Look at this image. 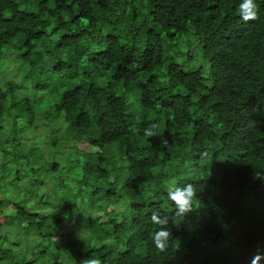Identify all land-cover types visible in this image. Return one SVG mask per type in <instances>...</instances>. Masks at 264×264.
Returning <instances> with one entry per match:
<instances>
[{
  "label": "trees",
  "instance_id": "1",
  "mask_svg": "<svg viewBox=\"0 0 264 264\" xmlns=\"http://www.w3.org/2000/svg\"><path fill=\"white\" fill-rule=\"evenodd\" d=\"M241 2L0 0V264L264 258V0Z\"/></svg>",
  "mask_w": 264,
  "mask_h": 264
},
{
  "label": "clouds",
  "instance_id": "2",
  "mask_svg": "<svg viewBox=\"0 0 264 264\" xmlns=\"http://www.w3.org/2000/svg\"><path fill=\"white\" fill-rule=\"evenodd\" d=\"M258 10L259 6L256 0H242L238 6L240 18L244 22L256 20L258 18ZM156 128L155 124H150L144 129V135L149 138L161 136ZM161 143L163 146H166L167 140L162 139ZM254 177L264 180V174L260 172H255ZM196 193V189L191 183L182 187L173 185L167 189V197L174 203L177 216H185L192 211V200L196 197ZM150 219L154 224L159 226V230L153 234V243L157 250L163 252L166 250L171 238V232L167 228L168 218L167 216H160L158 212L153 211ZM262 259L264 258L257 254L252 259L251 264H260ZM82 264H101V261L95 258H88Z\"/></svg>",
  "mask_w": 264,
  "mask_h": 264
},
{
  "label": "rangeland",
  "instance_id": "3",
  "mask_svg": "<svg viewBox=\"0 0 264 264\" xmlns=\"http://www.w3.org/2000/svg\"><path fill=\"white\" fill-rule=\"evenodd\" d=\"M192 49V50H194V46H193V48L190 46L189 48L187 47V48H184V50H188V49ZM204 76L205 77H207V73L206 72H204ZM40 132V131H39ZM67 149V148H66ZM66 149H62L61 151H65ZM87 150L89 151V152H93V151H99L98 149H95V148H92V147H87ZM48 179V178H47ZM9 210V209H8ZM9 212V211H8ZM8 212H6V213H8ZM5 213V214H6ZM104 219H105V217H102V218H100L99 219V221H104ZM3 220H4V214H2V213H0V222H3ZM71 225H75L74 223H72ZM71 229H76L79 233H83V229L82 228H80L79 226H76L75 228H73V227H71V226H68L67 227V229H60V230H62V231H64V230H71ZM61 231V232H62Z\"/></svg>",
  "mask_w": 264,
  "mask_h": 264
}]
</instances>
